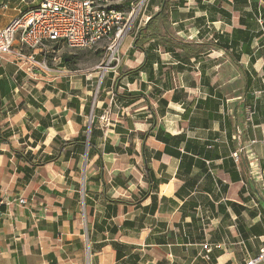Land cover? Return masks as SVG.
<instances>
[{"label": "crops", "instance_id": "0c3cea01", "mask_svg": "<svg viewBox=\"0 0 264 264\" xmlns=\"http://www.w3.org/2000/svg\"><path fill=\"white\" fill-rule=\"evenodd\" d=\"M41 1L0 0V30ZM141 28L151 36L142 49L134 47ZM127 38L119 76L138 71L104 81L95 110L62 57L48 63L61 74L32 68L27 57L45 63L55 44H14L24 58L0 56V264H247L257 256L264 0H149ZM115 93L135 98H119L128 111L104 127L98 116ZM94 112L101 156L85 149ZM63 142L75 144L61 151ZM18 198L26 205L11 203Z\"/></svg>", "mask_w": 264, "mask_h": 264}, {"label": "built area", "instance_id": "2783aa9c", "mask_svg": "<svg viewBox=\"0 0 264 264\" xmlns=\"http://www.w3.org/2000/svg\"><path fill=\"white\" fill-rule=\"evenodd\" d=\"M149 0H42L12 18L0 30V56L24 58L13 51L14 44L31 51L44 50L51 44L72 50L91 49L105 45L114 55L142 15ZM7 4L0 3V10ZM32 68L44 74L57 72L44 61L27 57ZM58 70V69H57ZM252 115L248 112V118ZM233 158L237 159L234 153ZM19 206L26 205L23 198L14 199ZM1 216V213H0ZM264 263V242L257 256L247 264Z\"/></svg>", "mask_w": 264, "mask_h": 264}, {"label": "rangeland", "instance_id": "374dc122", "mask_svg": "<svg viewBox=\"0 0 264 264\" xmlns=\"http://www.w3.org/2000/svg\"><path fill=\"white\" fill-rule=\"evenodd\" d=\"M32 1V0H30ZM36 4V3H35ZM30 5L31 6H35ZM136 22L134 23V26L132 27V31L128 35L127 40H130L133 36L134 27ZM49 54L46 56V65L49 66L48 63L53 62V57H57V59L61 58L62 56H69V61L67 62L66 72L69 75H75L76 77V83H73L74 86H76V91L84 94L87 91V105H92L94 101V110L99 104L100 98H101V86L104 84V81L108 82V78L110 76H119L120 71V64H121V58H122V48H119L116 52H114V55L111 51H106L105 45H99L91 49H81V50H72L67 48L63 45H52L48 48ZM53 52V53H52ZM52 53V54H51ZM59 61V60H57ZM63 61V59H62ZM36 69V68H33ZM56 70L57 72H51L49 74H44L39 71L42 75H50V74H61L60 70H57L56 68H52ZM93 74L94 77H90V74ZM79 74H84L87 78H89L86 82L90 84L92 82L91 87L84 88V77H80ZM80 78H83V80H80ZM91 78V79H90ZM75 80V79H74ZM89 81V82H88ZM55 86V85H54ZM60 86V87H59ZM57 88H64V85L60 84L57 86ZM64 91V90H63ZM91 92V94L89 93ZM56 96V95H55ZM105 96V95H104ZM59 99H64L63 95L61 97L58 96ZM118 98V99H117ZM53 100H56V97H53ZM121 101L119 99V96L114 94H110L108 97V100L106 101V107H104L103 112L99 114L98 117L99 121L103 123L104 127H109V123H114L113 121L118 118H121L122 112H127L128 108L127 106H124L123 103L120 104ZM97 110V109H96ZM94 115H97L96 112L93 114L92 123L95 121ZM89 117V116H88ZM89 120L87 119V126ZM87 131V130H86ZM122 143H125L126 149H131L134 146L132 145V141H128L126 139L121 140ZM59 144V143H58ZM66 151L64 155L61 157V160H65L67 158ZM51 158H53V155H51ZM134 196V195H133ZM81 208L84 211V202H81Z\"/></svg>", "mask_w": 264, "mask_h": 264}, {"label": "trees", "instance_id": "16d2710c", "mask_svg": "<svg viewBox=\"0 0 264 264\" xmlns=\"http://www.w3.org/2000/svg\"><path fill=\"white\" fill-rule=\"evenodd\" d=\"M158 15H155L154 17H156ZM152 17L151 20L154 18ZM150 22V21H149ZM147 28L144 29V28H141L137 31L136 33V36H135V39H134V47L136 48H140L142 49V45L143 43H145L146 41H148V39L151 37L150 35L147 34ZM62 59H63V63L65 66H67V62L69 61V56H62ZM138 70H129L128 72H124L123 74H121L117 80H119L120 78L123 77V75L125 74H132V73H135L137 72ZM116 94V93H115ZM117 95V94H116ZM119 96V95H118ZM119 98H122V99H134L135 97L134 96H122L120 95ZM94 123L91 124V129H90V135H89V140H88V156L91 154V153H98L99 156H101V153L97 150V147L95 146V144L92 142V138L95 136V132H94ZM86 142V141H85ZM75 143L74 142H63L60 146V149L61 151L65 150L68 146L70 145H74ZM83 151V150H82ZM23 157V155H22ZM55 158H45L44 160V164H47V163H50L54 160ZM146 196V194L144 196H142L141 198H139L138 202L141 201V199H143L144 197ZM124 203L127 201H117V203ZM4 211V207L2 205H0V213H2Z\"/></svg>", "mask_w": 264, "mask_h": 264}, {"label": "water", "instance_id": "95a60500", "mask_svg": "<svg viewBox=\"0 0 264 264\" xmlns=\"http://www.w3.org/2000/svg\"><path fill=\"white\" fill-rule=\"evenodd\" d=\"M90 126H91V121L89 123V126H88V130H87V142H86V152H87V148H88V140H89V135H90ZM85 158H86V154H85Z\"/></svg>", "mask_w": 264, "mask_h": 264}]
</instances>
